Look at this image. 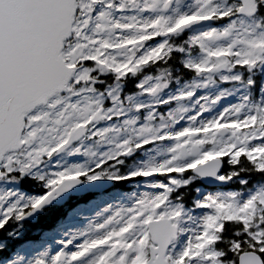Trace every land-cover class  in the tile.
<instances>
[{
    "label": "snow or ice",
    "instance_id": "snow-or-ice-1",
    "mask_svg": "<svg viewBox=\"0 0 264 264\" xmlns=\"http://www.w3.org/2000/svg\"><path fill=\"white\" fill-rule=\"evenodd\" d=\"M101 180L23 264H264V0H0V232Z\"/></svg>",
    "mask_w": 264,
    "mask_h": 264
},
{
    "label": "rangeland",
    "instance_id": "rangeland-1",
    "mask_svg": "<svg viewBox=\"0 0 264 264\" xmlns=\"http://www.w3.org/2000/svg\"><path fill=\"white\" fill-rule=\"evenodd\" d=\"M176 75H179V73H176ZM183 79L184 78L182 77L181 83L183 82ZM171 87L174 90L175 85H172ZM165 94H167V90H166ZM197 94H199V92ZM101 182H106L109 184L106 185V187L103 188L101 191L94 193L93 196L91 197V199L86 204L78 205V206L74 207L68 213L66 220L60 224L64 227L65 230H67V229H78V228H82V227L86 226L89 218L93 217L97 212L103 211L105 205L109 202H112V200H114L117 195H119L121 193L128 194L131 191L130 187L123 182L114 183V182L108 181V180H101ZM196 183H200V182L196 181ZM201 185L203 187H206V188H216L217 187V186H214V187L205 186L203 184H201ZM231 186L232 185L224 186L225 190ZM26 191L29 193L42 192L43 189L34 185V187L32 189H29ZM103 192H111V193H113V196L112 197H106L102 194ZM54 202H56V200H54L52 203H54ZM31 218H33V216ZM20 224H21V221L10 223V225H14V228H16V229H18L20 227ZM51 239H52V231H48L47 233L40 235L36 244L29 243V244H23V245L17 247L11 253V264H23L22 258H24V259L27 258L26 252L28 251V249L50 247ZM0 246H2V245H0Z\"/></svg>",
    "mask_w": 264,
    "mask_h": 264
},
{
    "label": "trees",
    "instance_id": "trees-1",
    "mask_svg": "<svg viewBox=\"0 0 264 264\" xmlns=\"http://www.w3.org/2000/svg\"><path fill=\"white\" fill-rule=\"evenodd\" d=\"M22 187L25 190H29L34 185L26 182ZM90 197L91 195L87 194L80 197H69L64 203H52L39 212L32 220L21 222L18 229L14 228V225L9 224L8 228L12 231L11 236H5L0 232V245H2L0 248H4L2 254L8 257L17 247L23 244H36L42 233L53 230L57 224L67 218L68 213L74 207L86 203Z\"/></svg>",
    "mask_w": 264,
    "mask_h": 264
},
{
    "label": "water",
    "instance_id": "water-1",
    "mask_svg": "<svg viewBox=\"0 0 264 264\" xmlns=\"http://www.w3.org/2000/svg\"><path fill=\"white\" fill-rule=\"evenodd\" d=\"M201 182L205 185L211 186L214 184H208L205 182V178H201ZM106 185H108V183L106 182H92L91 184L88 183H81L78 185H74L72 188L68 189L65 193H63L60 197L56 198V200L58 202H63L66 197L68 196H79L84 194L86 191H90V192H98L101 191L103 188L106 187ZM35 214V213H34ZM33 214V215H34ZM32 216V215H31ZM31 216H27L24 219H29Z\"/></svg>",
    "mask_w": 264,
    "mask_h": 264
}]
</instances>
